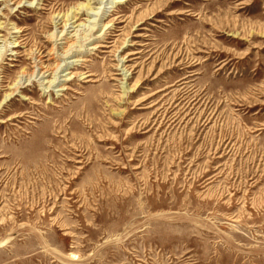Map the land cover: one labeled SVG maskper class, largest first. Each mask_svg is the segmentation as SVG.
Wrapping results in <instances>:
<instances>
[{
  "label": "rangeland",
  "instance_id": "obj_1",
  "mask_svg": "<svg viewBox=\"0 0 264 264\" xmlns=\"http://www.w3.org/2000/svg\"><path fill=\"white\" fill-rule=\"evenodd\" d=\"M15 1L0 0V264H264V0H98L106 15L80 10L68 35L120 15V39L61 55L48 88L27 52L85 0ZM77 70L94 81H64Z\"/></svg>",
  "mask_w": 264,
  "mask_h": 264
},
{
  "label": "bare ground",
  "instance_id": "obj_2",
  "mask_svg": "<svg viewBox=\"0 0 264 264\" xmlns=\"http://www.w3.org/2000/svg\"><path fill=\"white\" fill-rule=\"evenodd\" d=\"M35 1L36 0L29 1L31 3L30 5H33L35 3ZM99 1H103V0H99ZM126 1H129V0H114L115 3H122V2H126ZM22 2H24V1L23 0L15 1V3H17L16 4L17 6H20V4ZM95 3H98V0H85L83 2L78 3L77 9L75 8L74 11L71 10V11L65 13V15L62 14V16H60V13H58L57 15L55 14L56 17L53 16L56 19L54 21V27L56 28L61 23L62 24V26L60 25L61 31H59V32L53 31V32L49 33L48 41H50L52 45H51V48L48 50V53H45V49L47 47L43 46V45H39V46H35V47L32 46V48L29 50V52H27V56H29V58H31L33 60V63H34V66L31 64L33 68L29 72V77H28L29 81L32 79L33 76H35L36 74L38 75L39 72L42 74V77H45L44 75L47 73V76H51V79H49L46 82L49 84L46 87V88H48V87H50V85L54 84L53 82H55V79L58 75V71L60 70L61 63H55V62L59 58H61V55L66 57V55L70 54V52H72V51H75V52L80 51L82 46H85L86 43H89V47L87 48V49H89V51H91V50L100 51V48H107L108 49V48H111L116 42H118V40L120 39V37H119L120 34L117 33L116 31H119L120 29L124 30V26H121L122 28H120L119 30H116V29L118 27H120V25H118V24H120L126 20L122 16L119 15V17H113L112 19L103 23L102 28L98 29V25H99L98 20L102 19L106 15V11L102 12V13L99 12L101 7L94 6L93 4H95ZM36 4H39L38 0H37ZM96 8H97V11H96ZM41 9H45V7L41 8ZM80 10L83 13L85 12V14L88 16H90V15L95 16V18H98L96 16H100V17L98 20L95 19V21H92V23H93L92 26H88V25H86V22L80 20V23L78 24V26H84L85 31H87L88 33L82 32L80 35H77L76 33H74L73 35L69 36L68 33H70V31H69L70 27H72V28L75 27V26H70V25L72 23H74L75 21L80 19V17H77ZM178 13H182V12H178ZM63 17H64V19L62 20ZM87 21H88V19H87ZM90 21L91 20H89V22ZM139 21H142V20H139V18L137 16V21H135V24L138 23ZM96 26H97V28H96ZM15 28L16 29L14 30V32L19 33V34H17V37L15 39V46H14L17 49H12L13 50L12 54L18 55L19 54L18 48L27 45L26 44L27 38L25 37L27 35V33L22 34V32L24 31L23 29L18 28L17 26H15ZM55 30H57V29H55ZM0 37H1V34H0ZM78 42H79V44H78ZM121 44L124 45L125 40L122 41ZM132 45H139V43L132 42ZM140 45H143V44H140ZM115 48L117 49V47H115ZM6 51L7 50L5 49V52ZM58 51H60L59 54H58ZM139 53H141L140 50H136V51L128 52L125 56H121V58L117 59L118 64H116V69L121 70L120 68L124 67V69H126V72L134 69V67L137 66L136 64L126 65L125 62H126V59H128L130 56L131 57L128 59V61H135L136 59L140 58V56L137 55ZM49 55H51V56H49ZM47 56H48V58L45 59ZM51 60L53 62H50ZM87 61H90L89 57H86V55H79L78 54V55H76V59L73 60L71 63L74 65H83ZM68 74L70 76L67 79H65L64 81H71L73 79L72 76L73 77L84 76V78H86V80H85L86 82H88V81L90 82L93 80V79H90L93 76V74L91 72H83V71L77 70L74 72L71 71ZM123 74L126 75L125 73H123ZM21 75H23V73ZM44 80L45 79L42 80V83H44ZM20 83H21V81L17 82L15 84L14 88L10 92L5 94V98L11 96L12 93H14V92L18 91L20 88H22V87H20ZM138 83H139V81L136 80V82L133 84V86L130 87V89L135 88V86ZM59 89L60 90L68 89V86L66 84H63ZM124 91L125 92L128 91V88L125 87ZM158 91H156V92H158ZM153 94H151L149 96H143L142 98L135 100L134 104L135 105L144 104L143 108L152 107L153 104L145 105L144 102L147 101L148 98L150 96H152ZM13 117H15V116H12L11 118H13ZM149 130L150 129H146L145 132H148ZM82 157H83V155L78 153L76 156V161L81 162L80 158H82Z\"/></svg>",
  "mask_w": 264,
  "mask_h": 264
}]
</instances>
